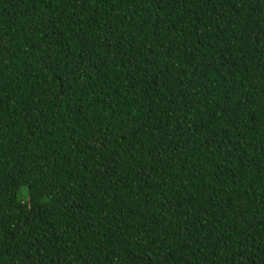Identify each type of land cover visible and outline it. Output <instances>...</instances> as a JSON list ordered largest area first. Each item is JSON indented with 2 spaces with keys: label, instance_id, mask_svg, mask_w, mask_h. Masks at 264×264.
I'll return each mask as SVG.
<instances>
[{
  "label": "trees",
  "instance_id": "trees-1",
  "mask_svg": "<svg viewBox=\"0 0 264 264\" xmlns=\"http://www.w3.org/2000/svg\"><path fill=\"white\" fill-rule=\"evenodd\" d=\"M0 264H264V0H0Z\"/></svg>",
  "mask_w": 264,
  "mask_h": 264
}]
</instances>
